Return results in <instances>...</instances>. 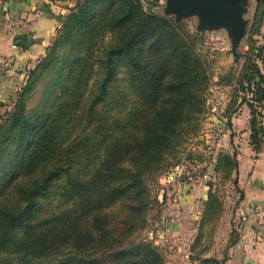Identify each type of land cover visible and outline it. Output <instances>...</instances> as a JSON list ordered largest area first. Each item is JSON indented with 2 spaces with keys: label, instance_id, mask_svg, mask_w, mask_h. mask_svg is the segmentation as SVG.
Instances as JSON below:
<instances>
[{
  "label": "trees",
  "instance_id": "obj_1",
  "mask_svg": "<svg viewBox=\"0 0 264 264\" xmlns=\"http://www.w3.org/2000/svg\"><path fill=\"white\" fill-rule=\"evenodd\" d=\"M263 18L260 5L250 57L238 74L221 78L234 89L226 117L247 105L257 153L264 147V47L254 38ZM59 32L0 127V264H165L151 244L135 240L146 227L147 178L162 171L202 112L209 64L195 36L140 0H83ZM68 38L66 58L28 110L40 70L58 64L56 49ZM238 165L236 154L222 155L217 170L230 178ZM220 210L210 191L204 222Z\"/></svg>",
  "mask_w": 264,
  "mask_h": 264
},
{
  "label": "rangeland",
  "instance_id": "obj_2",
  "mask_svg": "<svg viewBox=\"0 0 264 264\" xmlns=\"http://www.w3.org/2000/svg\"><path fill=\"white\" fill-rule=\"evenodd\" d=\"M81 1L83 0H66L64 4L62 3L66 9L65 17ZM140 1L150 14L172 20L177 27L196 37L194 44L199 55L209 64L212 80L205 95L203 110L187 123L177 151L167 158L162 171L147 178L150 206L145 216L146 227L135 235V240L151 244L163 257L165 264H200L205 259L228 264L232 255H235L233 253L236 249L238 254L243 253V250L246 252L245 247L240 245L248 229V214L242 212L247 202L246 194L238 183L236 174L227 178L223 171L217 170V166L222 155L233 156L231 149L238 151L235 144L230 143L228 147L225 145L228 142L226 135L233 133L232 138H235L233 141L240 148L247 143L246 127L250 129V124L247 105L230 118L226 117L225 111L234 89L233 86L223 84L221 78H227L231 73L238 74L246 59L250 57L253 20L257 8L260 5L264 6V2L247 0V13L244 15L245 20L249 22L247 34L235 51L238 55L236 57L232 44L234 38L226 28L203 32L199 30L198 15H191L177 23L176 15L166 14V0H153L150 4L149 0ZM60 35L61 33L57 32L44 54L37 61L32 62L29 74L52 53ZM110 38L111 36L106 40ZM254 39L257 48L264 47V18L260 34ZM70 43L72 41L68 38L64 45L56 49L58 59H55L54 63L58 62L57 65L50 70H40L33 90L28 93V110L35 109L46 94L56 69L60 67L59 63L66 58L65 54L71 47ZM74 54L73 49L70 55ZM71 64L72 61L67 63L65 75L70 73ZM14 108L13 101L11 105L0 107V127ZM260 111L264 125V109ZM261 152H264V147L259 153ZM177 165L184 167L181 179L191 190L188 204H181V201L175 203L171 197L174 186L168 183V179ZM210 191L221 203V210L209 215L205 223L206 201Z\"/></svg>",
  "mask_w": 264,
  "mask_h": 264
},
{
  "label": "crops",
  "instance_id": "obj_3",
  "mask_svg": "<svg viewBox=\"0 0 264 264\" xmlns=\"http://www.w3.org/2000/svg\"><path fill=\"white\" fill-rule=\"evenodd\" d=\"M65 12L62 4L48 0H0V55L15 56L17 59L12 70L0 71V107L15 102V97L27 82L29 67L50 45L61 27ZM21 37H30L32 42L22 45L18 40ZM248 112L250 121L249 109ZM246 129L247 143L240 148L233 141V133L226 135L228 142L225 145L235 144L238 150L231 149L233 156L237 155L239 164L236 178L246 194L247 206H243L242 212L248 214V229L240 245L245 247L246 252L243 250L238 254L236 249L228 264H264V152L253 150L250 129L248 126ZM190 192L185 184L181 204H188Z\"/></svg>",
  "mask_w": 264,
  "mask_h": 264
},
{
  "label": "water",
  "instance_id": "obj_4",
  "mask_svg": "<svg viewBox=\"0 0 264 264\" xmlns=\"http://www.w3.org/2000/svg\"><path fill=\"white\" fill-rule=\"evenodd\" d=\"M246 5L247 0H166V14L176 15L177 23L191 15H198L199 30L203 32L226 28L234 38L233 52L237 57L235 51L246 36L249 23L244 18ZM18 40L25 46L32 42L30 37Z\"/></svg>",
  "mask_w": 264,
  "mask_h": 264
},
{
  "label": "built area",
  "instance_id": "obj_5",
  "mask_svg": "<svg viewBox=\"0 0 264 264\" xmlns=\"http://www.w3.org/2000/svg\"><path fill=\"white\" fill-rule=\"evenodd\" d=\"M16 63L15 56H4L0 55V71H10L14 68ZM184 173V167L182 165H177L173 169V173L169 176L168 183L174 186V191L172 194L173 202L177 203L181 201L182 191L184 186V181L181 176Z\"/></svg>",
  "mask_w": 264,
  "mask_h": 264
}]
</instances>
